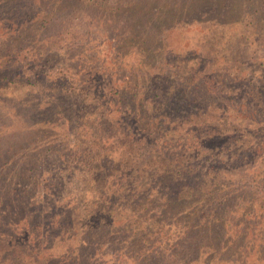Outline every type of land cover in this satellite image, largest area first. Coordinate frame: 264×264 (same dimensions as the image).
Masks as SVG:
<instances>
[{
  "label": "trees",
  "instance_id": "trees-1",
  "mask_svg": "<svg viewBox=\"0 0 264 264\" xmlns=\"http://www.w3.org/2000/svg\"><path fill=\"white\" fill-rule=\"evenodd\" d=\"M1 3L0 264H264V0Z\"/></svg>",
  "mask_w": 264,
  "mask_h": 264
},
{
  "label": "rangeland",
  "instance_id": "rangeland-1",
  "mask_svg": "<svg viewBox=\"0 0 264 264\" xmlns=\"http://www.w3.org/2000/svg\"><path fill=\"white\" fill-rule=\"evenodd\" d=\"M11 9H12V6L8 3H1L0 4V10L5 14H8L11 11ZM242 29H243V27H242ZM246 29H247V27H246ZM253 31H254V27L250 30V32L252 33ZM258 53L260 55L264 54V49H259ZM263 63H264V61H263ZM258 66H259L257 68L258 71L264 70L263 69L264 64L263 65L259 64ZM254 71H255V75L253 73L252 77L253 78L255 77L256 78L255 80H257L258 71H256V70H254ZM153 156H154V154L147 155L145 157L144 163H148V164H151L154 166L156 162H155ZM144 163L141 162V165H144ZM137 171H138V169H137ZM137 171L131 172V174L136 173ZM238 171H240V170H238ZM65 175L63 176V179H64L63 192L60 194V196L56 195L53 197L54 198L53 203L56 206V208H58L59 214L63 211L61 213L62 217H65V213H64V210H65V211H67L66 214H68L72 219L74 218L75 214H77L78 218L80 219L79 216H81V213H79V212L81 211V208L83 207V202L85 201V195H86L87 189L82 187L78 178L76 179L77 173H74V174L71 173V174H69V176H68V174L66 176ZM40 197H41L40 195H38V196L36 195V197H35V201H36L37 205L41 206L43 208H46V206L41 204ZM74 220H75V218H74ZM81 220H79L80 226L83 223V221H81ZM71 233L73 234V231ZM33 242L36 244L39 242L41 244V246H43V244H44L42 239L39 240V237L35 238L33 240ZM61 244H64V243L60 242V245ZM191 256L192 257L195 256V253H191Z\"/></svg>",
  "mask_w": 264,
  "mask_h": 264
}]
</instances>
